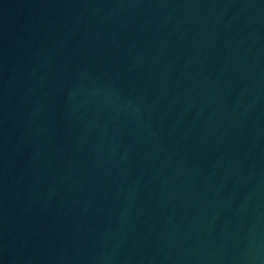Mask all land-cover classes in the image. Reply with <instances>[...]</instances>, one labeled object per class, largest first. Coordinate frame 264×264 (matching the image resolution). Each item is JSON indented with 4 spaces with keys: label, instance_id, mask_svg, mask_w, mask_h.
<instances>
[{
    "label": "water",
    "instance_id": "obj_1",
    "mask_svg": "<svg viewBox=\"0 0 264 264\" xmlns=\"http://www.w3.org/2000/svg\"><path fill=\"white\" fill-rule=\"evenodd\" d=\"M0 264H264V0H0Z\"/></svg>",
    "mask_w": 264,
    "mask_h": 264
}]
</instances>
